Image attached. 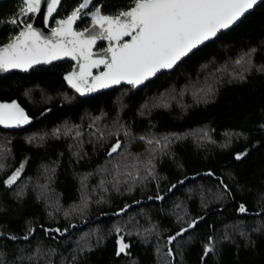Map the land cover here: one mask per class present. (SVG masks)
I'll use <instances>...</instances> for the list:
<instances>
[{
  "label": "trees",
  "instance_id": "16d2710c",
  "mask_svg": "<svg viewBox=\"0 0 264 264\" xmlns=\"http://www.w3.org/2000/svg\"><path fill=\"white\" fill-rule=\"evenodd\" d=\"M80 2L62 0L55 17ZM95 5L114 15L132 0ZM20 7L0 1V45ZM253 48L250 65L235 63ZM70 68L0 75V101L30 118L0 127L3 264H264V3L139 88L81 97L64 82Z\"/></svg>",
  "mask_w": 264,
  "mask_h": 264
},
{
  "label": "snow or ice",
  "instance_id": "6c2138e0",
  "mask_svg": "<svg viewBox=\"0 0 264 264\" xmlns=\"http://www.w3.org/2000/svg\"><path fill=\"white\" fill-rule=\"evenodd\" d=\"M61 2L62 0H21L19 12L9 23H24V29L18 35L10 37L7 44L0 46V71H28L34 65L51 64L54 60L70 57L79 67L74 68L65 79L76 92L84 94L121 83L133 88L144 84L161 70L172 69L194 49L213 40L222 30L236 25L258 4L264 3V0H132V6L128 10H120L114 15L103 14L102 6H96L93 0H81L69 15L56 21L57 26L50 36H45L31 23L19 20L20 16L40 13L42 4L46 3L44 22L47 24ZM90 5L94 10H89ZM88 15L92 17L93 27L84 31L76 30L74 25L77 20ZM125 37H130V40L124 41ZM98 39L110 42L105 49L110 56L94 58L92 49ZM253 52L254 48L243 53L235 63L250 65ZM100 65H104L106 70L93 75L92 69L99 68ZM28 123L29 116L17 102L0 103V125L20 127ZM148 143L151 144L152 141ZM120 148L121 143L117 141L108 155L118 152ZM246 154L239 153L236 159L239 160ZM23 168L24 165L21 164L4 183L8 186L15 184L21 177ZM2 170L3 165H0V171ZM239 211L244 213L247 209L240 205ZM195 224L193 221L188 227L193 228ZM187 230L182 229L169 237L168 243L171 244ZM34 231L35 229L29 230L30 233ZM54 231L60 232V229ZM116 231L119 234L122 229L117 228ZM9 238L17 239L15 236ZM24 239H28V236ZM118 245L117 255L127 254L129 245L124 242L123 236L119 238ZM213 250L210 239L205 246L204 255L207 256ZM0 264H3L2 260Z\"/></svg>",
  "mask_w": 264,
  "mask_h": 264
},
{
  "label": "water",
  "instance_id": "95a60500",
  "mask_svg": "<svg viewBox=\"0 0 264 264\" xmlns=\"http://www.w3.org/2000/svg\"><path fill=\"white\" fill-rule=\"evenodd\" d=\"M0 1H3V0H0ZM21 1V0H20ZM94 1V0H93ZM59 7V6H58ZM58 7H57V9H58ZM94 10V9H93ZM128 10V9H127ZM57 11V10H56ZM19 12V11H18ZM17 12V13H18ZM16 13V14H17ZM46 13V3L45 4H42V7H41V12L40 13H37V14H29V15H32V18H31V24L33 25V27H35V28H38L45 36H50L51 35V33H52V30L54 29V28H56V22H55V25L54 26H50L51 25V19H52V17L55 15V13L56 12H54L53 13V15H52V17L48 20V22H47V24H45V22H44V14ZM16 14L9 20V21H11L14 17H16ZM24 16H20L19 17V20L21 21V19L23 18ZM89 20H90V22H89V25L86 27V28H84V29H82V30H78V31H84L85 29H89V28H92L93 27V21H92V17L90 16V15H88V16H86ZM57 20H61V19H57ZM56 20V21H57ZM9 21H8V23H9ZM10 24H12V23H10ZM13 26H15L17 29H18V31H17V33H16V35H18L19 34V32L20 31H22L23 29H24V24H22V23H20V22H18V23H16V24H12ZM228 30V29H227ZM224 31H226V30H222L221 32H224ZM219 34V33H218ZM217 34V35H218ZM15 35V36H16ZM214 39V38H213ZM127 40H130V37H125L124 38V41H127ZM124 41H122V43L124 42ZM9 41H7V42H5L4 44H2V45H0V46H3V45H5V44H7ZM100 42H107V46L104 48V49H102V50H100V51H98V50H95V46H96V44L97 43H100ZM206 43V42H205ZM96 44L93 46V49H92V51H93V53H94V58L95 59H99V58H104V57H106V56H110V53H106L105 52V49H107L108 47H109V45H110V42L108 41V40H106V39H98L97 41H96ZM202 46V45H201ZM201 46H199V47H201ZM198 47V48H199ZM194 50H196V49H194ZM193 50V51H194ZM185 58V57H184ZM183 58V59H184ZM65 59H68V60H70V61H72V63H73V65H72V67L70 68V70L69 71H67L64 75H63V79H64V82L66 83V85L70 88V89H72L75 93H77L79 96H81V97H86V96H90V95H93V94H96V93H98V92H101V91H105V90H109V89H111V88H113V87H117V86H119V85H113V86H111V87H109V88H102V89H98L97 91H93V92H86V93H84V94H81V93H78V92H76L75 91V89H73L69 84H68V82L66 81V79H65V76L66 75H68L69 73H71L72 71H73V69L74 68H78L79 67V65H77V63H76V61H74V60H72L70 57H64L63 59H61V60H65ZM182 59V60H183ZM57 61H60V60H54L52 63H56ZM180 62V61H179ZM178 62V63H179ZM51 63V64H52ZM177 63V64H178ZM40 65H50V64H45V63H42V64H37V65H34L32 68H34V67H37V66H40ZM177 66V65H176ZM176 66H174L172 69H164V70H161L160 72H158L157 74H156V76L158 75V74H160V73H162V72H168V71H171V70H173ZM31 68V69H32ZM30 70V69H29ZM29 70L28 71H23V70H21V69H10V70H8V71H0V75H3V74H6V73H8V72H19V73H27V72H29ZM106 69H105V67H104V65H100V67L99 68H94V69H92V74L93 75H98L99 73H101V72H103V71H105ZM156 76H154V77H156ZM154 77H151L149 80H151V79H153ZM149 80H147V81H145V83L146 82H148ZM144 83V84H145ZM122 84H125V85H128V84H126V83H121L120 85H122ZM144 84H142V85H144ZM142 85H140V86H138V87H135V88H139V87H141ZM13 101H15V100H10V101H0V103H11V102H13ZM16 102V101H15ZM20 105V104H19ZM21 106V105H20ZM22 107V106H21ZM23 108V107H22ZM24 109V108H23ZM0 127L1 128H3V129H11V128H13V127H5V126H3V125H0Z\"/></svg>",
  "mask_w": 264,
  "mask_h": 264
},
{
  "label": "flooded vegetation",
  "instance_id": "af4514ba",
  "mask_svg": "<svg viewBox=\"0 0 264 264\" xmlns=\"http://www.w3.org/2000/svg\"><path fill=\"white\" fill-rule=\"evenodd\" d=\"M93 4H95V0L93 1ZM73 9H74V8H73ZM73 9H72V10H73ZM72 10H71V11H72ZM89 10H93L92 5L89 6ZM18 11H19V10H18ZM18 11H17V12H18ZM71 11H70V12H71ZM85 11H88V10H85ZM17 12H16V13H17ZM70 12H69V14H70ZM16 13H15V14H16ZM15 14H14V15H15ZM55 14H56V13H55ZM69 14H68V15H69ZM14 15H13V16H14ZM13 16H12V17H13ZM28 16H31V18H32V15H28ZM28 16H24V17L21 19V21H23V19L26 18V17H28ZM66 16H67V15H66ZM66 16H64V17H57V18H56L55 15H54V16L52 17V19H51V25H50V26H54V25H55V22H56L57 19H64ZM12 17H11V18H12ZM82 17H85V18L90 22V20H89L86 16H82ZM11 18H10V19H11ZM10 19H9V20H10ZM9 20H8V21H9ZM52 20H53V21H52ZM80 20H81V19H80ZM77 21H79V20H77ZM30 22H31V20H30ZM30 22H28V23H30ZM8 24L11 25L12 28L16 29V33H17L18 29H17L15 26H13L12 24H10V23H8ZM22 24H24V23H22ZM75 25H76V24H75ZM75 25H74V28H75L76 30H82V29H84V28L78 29V28H76ZM85 28H86V27H85ZM15 35H16V34H15ZM15 35H14V36H15ZM14 36H13V37H14ZM106 46H107V42H100V43H97L96 46H95V50L100 51V50L104 49ZM65 60L69 61V62H70V67H72V65H73L72 61H70V60H68V59H65ZM60 61H62V60H60ZM57 62H58V61H57ZM52 64H53V63H52ZM50 65H51V64H50ZM40 66H43V65H40ZM44 66H46V65H44ZM47 66H48V65H47ZM30 70H31V69H30Z\"/></svg>",
  "mask_w": 264,
  "mask_h": 264
}]
</instances>
